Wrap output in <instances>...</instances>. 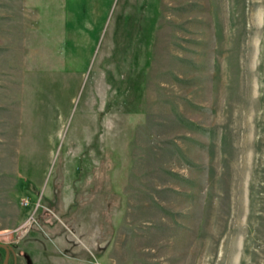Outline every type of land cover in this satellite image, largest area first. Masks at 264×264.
<instances>
[{"label":"rangeland","instance_id":"1","mask_svg":"<svg viewBox=\"0 0 264 264\" xmlns=\"http://www.w3.org/2000/svg\"><path fill=\"white\" fill-rule=\"evenodd\" d=\"M100 1L0 0V243L264 264V0Z\"/></svg>","mask_w":264,"mask_h":264},{"label":"flooded vegetation","instance_id":"2","mask_svg":"<svg viewBox=\"0 0 264 264\" xmlns=\"http://www.w3.org/2000/svg\"><path fill=\"white\" fill-rule=\"evenodd\" d=\"M2 244L6 245V247H0V255L2 256L0 264H5L7 256L8 257L6 264H22L21 258L18 256V252L16 251V249L11 244Z\"/></svg>","mask_w":264,"mask_h":264},{"label":"crops","instance_id":"3","mask_svg":"<svg viewBox=\"0 0 264 264\" xmlns=\"http://www.w3.org/2000/svg\"><path fill=\"white\" fill-rule=\"evenodd\" d=\"M70 1L71 2L73 1L74 3H82V2H86V3H90L91 2L92 3V2H95V0L94 1H91V0H54V3L57 4L56 7L58 9L64 10V9L68 8L67 6L70 3ZM100 2L103 3V0L100 1ZM111 3H113V1L112 0H108V4H111ZM106 8H108V6Z\"/></svg>","mask_w":264,"mask_h":264},{"label":"water","instance_id":"4","mask_svg":"<svg viewBox=\"0 0 264 264\" xmlns=\"http://www.w3.org/2000/svg\"><path fill=\"white\" fill-rule=\"evenodd\" d=\"M6 247V245H4V244H2V243H0V247ZM8 257V256H7ZM7 257H6V260H5V264L7 263Z\"/></svg>","mask_w":264,"mask_h":264},{"label":"bare ground","instance_id":"5","mask_svg":"<svg viewBox=\"0 0 264 264\" xmlns=\"http://www.w3.org/2000/svg\"><path fill=\"white\" fill-rule=\"evenodd\" d=\"M170 21V20H169Z\"/></svg>","mask_w":264,"mask_h":264}]
</instances>
